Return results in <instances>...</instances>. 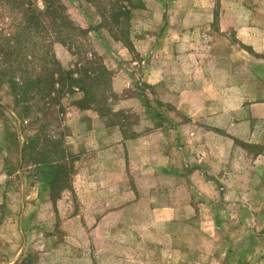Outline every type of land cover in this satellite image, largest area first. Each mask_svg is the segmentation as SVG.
<instances>
[{"label":"rangeland","instance_id":"1","mask_svg":"<svg viewBox=\"0 0 264 264\" xmlns=\"http://www.w3.org/2000/svg\"><path fill=\"white\" fill-rule=\"evenodd\" d=\"M33 1L42 7L41 0ZM60 1L72 21L88 34L85 40L75 39L70 47L53 43L50 51L58 63L64 69H70L77 62L81 66L84 56L96 53L112 74L123 70L134 77L129 90L119 96L113 94V100L107 106L108 113L100 117L107 128L123 127L128 137L135 135L133 130L140 129V122L146 120L167 121L176 127L179 121L178 125L186 126L175 128V131L180 130L178 133H183L187 139L194 132L203 142L195 147L200 154L204 143H210L209 137L216 135L221 137L215 144L218 155L231 150L230 144L233 143L230 139L237 146H234L233 153L238 158L242 157L243 151L253 156L264 152V144H246L226 133L237 132L239 137L244 136L247 129L242 126L241 107L264 104V0H141L143 7L132 12L129 22L132 31L153 25L161 28L169 11H173L174 17V11L198 5L205 13L201 23L203 32H196L195 41L185 43L173 54L183 59L179 67L180 72L185 70L187 84L201 91V95L186 98L192 111L180 120L171 114L170 105L163 103L151 87L140 81L139 74H145L147 64L132 65L121 59L141 60L137 53L130 52L129 56L121 44L113 43L107 29L116 32V28L103 10L109 9L107 2L110 0ZM26 6L24 4L23 8ZM212 8L219 14L218 22L213 26L205 11ZM142 10L149 12V17L146 13H139ZM22 12L21 7L11 11L9 6L0 2V45L4 34L15 33V28L24 19ZM81 42L83 45L79 47ZM166 51L168 53L163 54L171 57L169 50ZM155 52L160 54L161 50ZM131 95H139L146 108L148 101H152L154 111L147 110L144 116L131 110L112 112L114 102ZM72 101L61 100L65 113L58 123L49 127L53 132L66 128L64 146L78 156L71 186L86 185L88 180L91 185L65 191L53 205L46 184L48 175L42 173L33 160L37 157L39 161L46 147L37 144L35 152L27 151L24 159L19 153V144L43 133L42 124H31L32 115L25 117L26 121L22 123L17 117L20 108L15 109L7 86L0 85V264H264V219L260 223L250 222V226L228 223L224 204L231 196L220 183H217L220 197L215 210L217 238L209 234V240H198V225L192 222L158 227V234L164 232V235L168 231L174 235L172 243L165 236L159 241L147 240L151 219L148 207L165 205L168 203L166 195L160 191L149 192L134 201L127 188H104L107 185L103 184H108L109 179L105 173L109 171L97 173L98 165L104 162L98 156L101 150L97 146V138L102 134L101 123H97L94 111L81 113L71 105ZM209 104L219 112L204 111L203 106ZM225 109H230L231 113L221 111ZM189 117L196 119L193 125L189 124L192 120ZM260 122L264 123V120ZM187 145L193 147L192 143ZM28 146L31 150L33 145ZM105 153V162L111 161L113 154ZM222 170L226 172L225 168ZM257 180L259 182L256 177ZM261 181L264 182V175ZM252 195L254 199L251 201L256 202L257 197L264 201V192L256 191ZM238 197V200L242 199ZM131 202L138 206L123 209ZM119 206L123 209L119 215L100 222L102 215ZM178 249L185 252H178Z\"/></svg>","mask_w":264,"mask_h":264},{"label":"crops","instance_id":"2","mask_svg":"<svg viewBox=\"0 0 264 264\" xmlns=\"http://www.w3.org/2000/svg\"><path fill=\"white\" fill-rule=\"evenodd\" d=\"M205 11H207V16L209 15L210 20L208 21L211 26L214 25V22H218L219 14L216 9H206ZM139 13H146L149 17L147 11L142 10ZM172 13L173 11L166 13L165 25L161 28H156L154 25L144 26L141 30L135 31L130 28L129 42L141 60L133 61L131 57L124 56L121 59L131 62L132 65L147 64L145 74H139L140 81H143L147 87H151L161 97L160 100L163 103L170 105L171 114L180 120V117L185 118L186 114L192 111L191 107L186 104V98L201 95V91L193 89L187 84V78L183 74L185 70L180 72L179 67L182 65L180 63L183 59L177 55L173 56V54L185 43L195 41L196 32H203L201 23L205 13L198 5L191 9L174 11L176 15L174 17ZM187 18H193V20L190 21ZM219 31L223 32V30ZM113 43L121 44V48L130 56V52L120 41L113 40ZM242 44L244 45L243 41ZM157 49L161 50L160 54L155 52ZM166 50L172 54L171 57L163 54L168 53ZM120 53L123 52L120 51ZM143 58L148 60L143 61ZM136 75L138 76V74ZM132 78H134L132 74L123 70L114 72L111 78L113 94L119 96L129 90ZM146 97H148L147 94ZM139 98V95L119 98L114 102L112 112L131 110L144 116L145 111H154L152 101H148L149 105L146 108ZM203 107L204 111L219 112L210 104ZM241 109L243 113L242 126L247 129L244 136L239 137L237 132L226 133L246 144H255L256 146L264 144V128H262L264 123L260 122L264 120V104L246 105ZM78 111L81 113L91 112V110ZM221 111L231 113L230 109ZM94 117L98 119L97 123H101L102 127V134L97 138V146L101 150L98 156L101 157V161L105 162L107 160L105 152L109 151L113 154L111 161L98 165L97 173L103 171L104 174L106 169L109 171V173H105L108 174L109 179L108 184H103L107 185L104 188H127L131 195L130 199L134 201L144 194L155 191H160L168 199V203L163 206H151L153 209L148 207L151 219L149 220L147 240L159 241V238L165 236L172 243L175 239L174 235L168 231L164 235V232L158 234V227L192 222H196L198 225L196 229L198 240H209V234L210 237L216 235L217 238L215 210L220 197L217 183L228 188L229 190L225 189V192L231 196V199L224 198L228 223L250 226V222L260 223L264 219V201L258 197L256 202L251 201L254 199L253 193L264 192V182L261 181L264 175V152L253 156L243 151L242 157L238 158V155L233 153L237 146L232 141L233 139H230L234 144H230L231 150L218 155L215 144L221 137L216 135L209 137L210 143H204V146L201 147L202 154H200L195 147L196 145L201 146L203 142L194 132L191 133L192 136L189 140L184 137L183 133H178L180 130L175 131V128L180 129L186 126L178 125L179 121H177L176 127L167 121L158 123L155 119L146 120L140 122V129L133 130L135 135L131 134L126 137L125 128L116 126L107 128L97 113ZM189 118L192 119L189 124L193 125L196 119ZM233 127L235 128L234 125ZM209 133L212 134L213 131H209ZM187 143H192L193 147ZM83 146H85L84 143ZM222 168H225L226 172H223ZM73 176L75 175L73 174ZM223 176L224 178H222ZM256 177L259 182L256 181ZM85 184L78 187L72 185V191L73 188H89L91 185L89 180ZM238 196L242 199L238 200ZM119 198L121 197L119 196ZM137 206V203L131 202L129 205H124L123 209H134ZM240 207L242 208L241 212ZM123 209L119 206L117 209L106 212L102 215L100 222L106 221L113 215H119ZM209 230L211 231L209 232ZM178 252L184 253L185 251L178 249Z\"/></svg>","mask_w":264,"mask_h":264},{"label":"trees","instance_id":"3","mask_svg":"<svg viewBox=\"0 0 264 264\" xmlns=\"http://www.w3.org/2000/svg\"><path fill=\"white\" fill-rule=\"evenodd\" d=\"M0 2L9 6L11 11L21 7L24 18L15 28V33L4 34L2 38L0 85L5 84L9 89L15 109L20 108L17 117L22 123L26 121L25 117L32 115L31 124H42L43 133L19 144V153L24 159L27 151L35 152L37 144L46 147L39 161L37 157L33 160L40 171L48 175L46 184L49 200L54 205L65 191H72L77 157L64 146L66 128L53 132L49 126L58 123L60 116L65 113L62 99H73L71 105L77 110H92L100 117L106 115L108 103L114 97L111 89L112 72L96 53L84 56L81 66L77 62L70 69H64L51 54L53 43L70 47L75 39L85 40L88 34L87 30L72 21L60 0H41V8L33 0ZM24 4L26 8H23ZM107 5L109 9L103 10L116 28V32L107 29L108 33L129 52H134L129 42V22L132 12L143 7L141 0H110ZM82 45V42L78 44L79 47ZM29 144L33 145L31 150Z\"/></svg>","mask_w":264,"mask_h":264}]
</instances>
